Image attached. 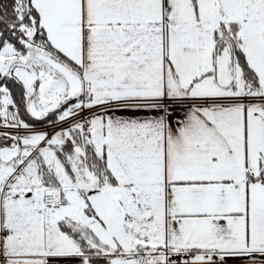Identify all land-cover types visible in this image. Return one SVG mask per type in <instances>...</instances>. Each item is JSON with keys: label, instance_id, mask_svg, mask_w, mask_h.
<instances>
[{"label": "snow or ice", "instance_id": "6c2138e0", "mask_svg": "<svg viewBox=\"0 0 264 264\" xmlns=\"http://www.w3.org/2000/svg\"><path fill=\"white\" fill-rule=\"evenodd\" d=\"M0 264H264V0H0Z\"/></svg>", "mask_w": 264, "mask_h": 264}]
</instances>
